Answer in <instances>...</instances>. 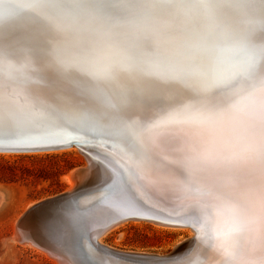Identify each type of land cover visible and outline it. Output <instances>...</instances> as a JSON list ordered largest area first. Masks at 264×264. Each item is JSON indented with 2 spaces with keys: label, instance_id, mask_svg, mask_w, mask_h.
Returning <instances> with one entry per match:
<instances>
[{
  "label": "snow or ice",
  "instance_id": "obj_1",
  "mask_svg": "<svg viewBox=\"0 0 264 264\" xmlns=\"http://www.w3.org/2000/svg\"><path fill=\"white\" fill-rule=\"evenodd\" d=\"M72 143L103 184L29 211L73 264L100 203L191 227L154 264H264V0H0V146Z\"/></svg>",
  "mask_w": 264,
  "mask_h": 264
},
{
  "label": "rangeland",
  "instance_id": "obj_2",
  "mask_svg": "<svg viewBox=\"0 0 264 264\" xmlns=\"http://www.w3.org/2000/svg\"><path fill=\"white\" fill-rule=\"evenodd\" d=\"M85 165L84 156L72 148L44 153L0 152V264H55L25 233L24 240L18 239L21 217L30 210L29 203L67 191L66 175ZM131 219L107 229L102 241L121 250L168 253L189 236L185 226ZM27 227L30 224L24 223L23 228Z\"/></svg>",
  "mask_w": 264,
  "mask_h": 264
},
{
  "label": "bare ground",
  "instance_id": "obj_3",
  "mask_svg": "<svg viewBox=\"0 0 264 264\" xmlns=\"http://www.w3.org/2000/svg\"><path fill=\"white\" fill-rule=\"evenodd\" d=\"M0 147H4V146H0ZM71 148H72V150L74 149V151L76 150V151L80 152L84 156V158L86 159V165L83 166L82 168H79V169L76 168L74 170H71L66 175V177L68 179V182H69V187H68V189L66 188L67 191L66 190H64V191L65 192H69L76 185H80V184L85 183L86 180H87V175H91V182L92 181H96V179H98L100 176H102L103 180L100 183H97L98 185H94L93 187H95V188L92 189L91 191H87L86 190V191L81 192V194L79 193L78 195L77 194H73V195L74 196H78V197H83L85 195L92 194V193L95 192V190L98 188L99 185L101 186L103 184V182L105 180V174H104L103 169L98 168L96 166L95 161L90 160V154H89V151H88L87 148H81L78 145H76L75 143H72V144H68L66 146H61V147H47V148L6 147V148H0V152H4V153H8V152H11V153L12 152H16V153L17 152L42 153L43 152L44 153V152H49V151H54V152L58 151L59 152V150H63V149H70L71 150ZM65 192H63V193H65ZM63 193H61V194H63ZM2 197H3V194H2V192H0V201L2 200ZM54 197H56V196L52 195L51 197L48 196L47 198L45 197V199H41V200H37V201L31 202V203H29L27 208L30 207V209H32L33 206L39 204L40 202H42L44 200H47L49 198H54ZM71 198L72 197L67 198V200H70ZM67 200L58 201L56 203L57 204L58 203H63L65 201H67ZM53 203L54 202L45 203V204H42V205H49V204H53ZM143 211H144V215H142V216H129V215L124 214V213L113 212L106 205H104L103 203L97 204L92 209V215H91L89 223H88V235L90 237L91 242H92V238L93 239L95 238L97 243L92 242L95 245L98 244V246L100 245V247H101V245H103L105 247H108L109 249L116 250V251H121V252H127V253L130 252V253H136V254H156V255H159V256L167 254V253H148V252H141V251L121 250V249L112 248L111 246L106 245L102 241V236L101 235L107 229H110L111 227L115 226L116 224H118L120 222H123L125 220L127 221V219L129 220L131 218H145L147 220H151V221L155 222L156 224L160 223V224H167V225H170V226L171 225L185 226L189 230V236L186 239L184 238L183 241L180 240L182 243L187 241L189 238H191L194 235L193 234V230L191 229V227H189L186 224L175 222L170 217H168L166 215H162V214H160V213H158L156 211H151V210H148V209H143ZM21 220H22V227H21V231L19 232L20 234H17V235H19L18 239L24 240L23 239L24 238L23 234L25 233L26 236L30 237V239L32 240L31 242L36 244L39 248H43L44 252L45 251L47 252L48 256L53 260V262L55 264H73L72 258L69 255V253L66 250V248L64 246H62L61 244H59L56 240L52 239L44 230H42L41 227H39V226H37L35 224V222L33 220V215H32V213L30 211L26 212L21 217ZM16 221H15V223H16ZM24 223H29L31 227L30 228L29 227L23 228V224ZM16 225H14L15 230L17 228ZM14 239H15V237H14ZM181 242L178 243L179 245L175 248V250L178 247H181L183 245L185 246L187 244V242H186L185 244L182 245ZM106 260H107L108 264H142V263L143 264H154V262L140 261V260L135 261L136 263H132L133 261H131V259H125V258H122L120 256H116V255H108L106 257Z\"/></svg>",
  "mask_w": 264,
  "mask_h": 264
},
{
  "label": "water",
  "instance_id": "obj_4",
  "mask_svg": "<svg viewBox=\"0 0 264 264\" xmlns=\"http://www.w3.org/2000/svg\"><path fill=\"white\" fill-rule=\"evenodd\" d=\"M0 148H6V147H0ZM102 178L103 177L100 176L98 179H96V181H92L91 182V175H87V180H86L85 183L80 184V185H76L71 191L65 192V193L60 194V195H56V197L49 198L47 200H44V201L40 202L37 205H42V204H45V203H52V202L56 203L58 201L67 200V198L73 197L74 196L73 194H77L78 195L79 193L81 194V192L86 191V190L87 191H91L92 189L95 188V187H93L94 185H98L97 183H100L103 180ZM98 187H100V185ZM192 237L189 238L187 241L181 243V244L183 245L186 242L188 244V242L192 239ZM92 242L97 243L95 238L94 239L92 238ZM187 244L185 246H187ZM177 246L178 245H176L175 248ZM101 248H103V249H109L108 247H105L103 245H101ZM175 248L173 250H171L170 252H168L167 254H165V255H168V254L172 253L175 250ZM110 250H112V249H110ZM113 252L116 253V256H120V257L125 258V259H131V261H133L132 263H136L135 261H138V260H140V261L155 262V260L157 258L162 257V256H165V255L159 256V255H156V254H136V253H130V252L127 253V252H121V251H116V250H113Z\"/></svg>",
  "mask_w": 264,
  "mask_h": 264
}]
</instances>
